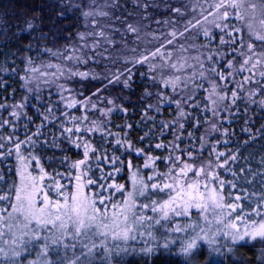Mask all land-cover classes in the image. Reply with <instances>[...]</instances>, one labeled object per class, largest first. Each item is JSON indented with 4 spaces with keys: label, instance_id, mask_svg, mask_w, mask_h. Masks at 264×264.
<instances>
[{
    "label": "snow or ice",
    "instance_id": "obj_1",
    "mask_svg": "<svg viewBox=\"0 0 264 264\" xmlns=\"http://www.w3.org/2000/svg\"><path fill=\"white\" fill-rule=\"evenodd\" d=\"M150 6L55 0L57 19L79 13L89 30L49 47L28 20L39 35L0 63L16 76L19 52L37 54L21 57L23 95L0 99V264H125L130 255L153 264L161 253L177 264H264V155L253 167L254 155L220 150L240 104L264 112V0H188L155 21L168 27L159 34L128 11ZM89 62L103 71H81ZM137 77L154 91L133 104ZM242 131L264 139V125ZM123 172L127 183L117 182ZM251 242L261 247L247 257Z\"/></svg>",
    "mask_w": 264,
    "mask_h": 264
},
{
    "label": "trees",
    "instance_id": "obj_2",
    "mask_svg": "<svg viewBox=\"0 0 264 264\" xmlns=\"http://www.w3.org/2000/svg\"><path fill=\"white\" fill-rule=\"evenodd\" d=\"M54 2L55 0H0V63H3L6 58L9 60L12 59V54L18 52L19 49H22L28 43L32 41V38L39 33L29 32L26 30L27 25L26 21L34 20V22L39 25L45 34H47L50 38L48 42L41 41V45L48 43L49 47L56 48H64L66 45L71 43H77L75 37L78 32H84L89 29L85 28L86 22L85 20L80 18L79 13L69 14L65 18L57 19L59 15V8L54 10ZM87 2V0H86ZM98 3H103V0H97ZM125 0H121L123 4ZM126 2L131 5L136 2V0H126ZM141 3H144L145 0H140ZM151 6L148 8L147 13H144L142 9H136L129 7L128 11H131L136 16V19H140L143 15H147L149 17L148 20L143 21L145 24H149L150 28L148 31H155L158 34L160 32H166L168 27L164 24H156V20L164 21L170 20L173 18L174 14L169 10L170 7H179L183 3H187L188 0H146ZM103 23V22H102ZM119 26V25H118ZM195 35V30L193 31V36ZM67 36H72L73 40L68 41L65 39ZM55 37V44L51 42L52 38ZM192 40V37H189V41ZM183 42V41H181ZM199 42H204L203 37H201ZM91 43V42H90ZM32 55L35 57L36 53H27V52H19V55L15 57V67L19 69V75H23V67L24 65L21 63V57ZM115 55V53H114ZM44 59H47L45 57ZM40 60H37V63H40ZM120 67V65H117ZM93 69L96 72H101L103 69L101 67H96L89 62V64L80 68L81 71H87ZM142 71H147L146 68L141 69ZM19 75H4L0 73V80L3 82L0 83V99L4 96H8L11 98V94L13 90L16 91V99L18 100L22 95L23 91L21 89L22 82L19 79ZM72 87L79 88L81 85H70ZM87 87L91 91H95L96 87H99L98 84L92 83L88 84ZM145 87H148L149 90L154 91L151 86V82L147 79L141 80L139 77L136 78V83L134 85L135 94L131 96V100L133 104H137L139 98L142 96ZM179 90V89H178ZM112 95H125L127 96V92H121L120 89H110ZM44 95H47V91H45ZM57 97H53V102ZM201 101L204 99V94L200 96ZM174 105L167 108L164 116L165 118H170L169 113L173 111ZM240 112L234 113L230 117H226L224 123L222 124V129L227 128L229 133L231 134L228 137L229 143L227 147L221 144V151H235L237 148L240 150V154L244 157L254 155V160L252 166L255 167L256 162L259 161L260 156L264 155V139H261L259 135H256L255 140H250L247 133L243 132L242 129L245 127H249L253 133L256 132V129L260 128L261 125H264V112H261L259 109H253L251 106L245 113L244 105L240 104ZM133 110L131 106H129V112L131 113ZM29 114H33V110L29 108ZM79 114V113H77ZM139 108L136 109V114L132 115L129 119V122H133L138 120L139 118ZM112 120L114 125L123 124L125 120L122 116L114 114L112 116ZM230 121V122H229ZM249 121L248 124L245 122ZM207 125L202 127L196 135H201L205 133V129ZM113 131H116L115 127H113ZM142 132L133 133V135H139ZM212 138L220 139L221 141L224 139L219 133L213 134ZM245 141H248V144L245 145ZM137 163H142V161H135ZM243 163V160L240 161ZM161 167H163L161 165ZM231 179V176L227 177ZM259 178H257V181ZM117 182L119 183H127L128 176L126 172H123L118 178ZM257 189H259V183L256 184ZM251 190V189H249ZM255 244V247L252 245ZM261 247L259 242H251L245 244L243 248H241V253L247 257H251L253 253L258 251ZM179 258L170 257L163 253H161L158 257L153 258V264H177ZM125 264H143V259L137 255H130L126 257Z\"/></svg>",
    "mask_w": 264,
    "mask_h": 264
}]
</instances>
